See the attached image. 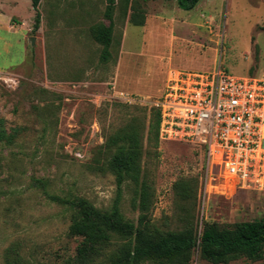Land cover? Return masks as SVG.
<instances>
[{
    "label": "rangeland",
    "instance_id": "1",
    "mask_svg": "<svg viewBox=\"0 0 264 264\" xmlns=\"http://www.w3.org/2000/svg\"><path fill=\"white\" fill-rule=\"evenodd\" d=\"M105 8V0H41L34 29L30 0H0V74L18 79L15 87L0 80V264H70L80 237L68 235L71 209L57 197L111 207L117 184L103 144L130 120L142 130L152 228L192 226L198 237L206 222L264 216V174L241 185L210 169L200 146L147 133L171 71L221 66L264 78V0H199L191 9L177 0H116L111 55L102 60L91 27L109 23ZM135 190L124 183L120 197L134 222ZM189 264L213 263L195 248ZM220 264H264V250L257 260Z\"/></svg>",
    "mask_w": 264,
    "mask_h": 264
},
{
    "label": "trees",
    "instance_id": "2",
    "mask_svg": "<svg viewBox=\"0 0 264 264\" xmlns=\"http://www.w3.org/2000/svg\"><path fill=\"white\" fill-rule=\"evenodd\" d=\"M35 10L34 29L39 26L41 0H30ZM104 16L109 23L98 22L91 27L95 41L102 45L101 59L111 53L113 12L116 0H105ZM199 0H177L184 9L193 8ZM131 20L142 24L132 13ZM160 124L159 108L151 109L147 133L158 140ZM104 151L109 152L106 167L115 175L117 194L110 208L102 209L83 197L60 199L71 209L69 236H79L80 241L70 264H189L193 249L200 258L213 264L227 263L237 258L257 260L264 250V216L241 221L232 226H220L215 222L204 223L200 234L192 226L178 231H160L150 226V183L141 177L143 153L142 130L133 120L116 128L106 136ZM136 185L133 206L139 209L137 221L125 217L120 209V197L124 183ZM182 195L186 194L185 182H177Z\"/></svg>",
    "mask_w": 264,
    "mask_h": 264
},
{
    "label": "built area",
    "instance_id": "3",
    "mask_svg": "<svg viewBox=\"0 0 264 264\" xmlns=\"http://www.w3.org/2000/svg\"><path fill=\"white\" fill-rule=\"evenodd\" d=\"M7 86L18 79L0 74ZM159 138L191 142L207 166L241 185L264 174V78L210 71H171L161 96Z\"/></svg>",
    "mask_w": 264,
    "mask_h": 264
},
{
    "label": "water",
    "instance_id": "4",
    "mask_svg": "<svg viewBox=\"0 0 264 264\" xmlns=\"http://www.w3.org/2000/svg\"><path fill=\"white\" fill-rule=\"evenodd\" d=\"M33 41V40H32Z\"/></svg>",
    "mask_w": 264,
    "mask_h": 264
}]
</instances>
